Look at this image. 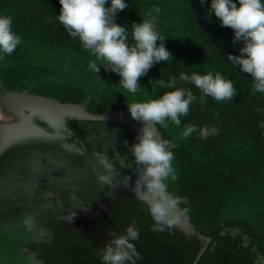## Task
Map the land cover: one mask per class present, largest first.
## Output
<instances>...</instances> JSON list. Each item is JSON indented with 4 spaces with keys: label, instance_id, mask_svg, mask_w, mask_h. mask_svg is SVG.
Instances as JSON below:
<instances>
[{
    "label": "trees",
    "instance_id": "16d2710c",
    "mask_svg": "<svg viewBox=\"0 0 264 264\" xmlns=\"http://www.w3.org/2000/svg\"><path fill=\"white\" fill-rule=\"evenodd\" d=\"M201 1L214 27L238 55L242 44H233L232 30L221 27L211 10V0ZM125 2L128 7L118 12L115 22L127 26L129 44L134 43L132 23L150 19L146 13L152 11L156 17L157 30L165 37V46L173 56L170 61L153 65L140 78V82L150 86L153 97H159L173 90L162 88L159 79L167 82L175 76L177 87L190 88L197 97L190 105L188 115L181 117L179 127L170 120L166 121L167 128L161 125L157 127L164 139L173 142L172 164L177 179L173 181L169 178L167 187L174 196L186 198L187 203L180 204L182 212L209 237V242L200 255L197 238L185 235L173 225H161L163 230H159V237L155 231L143 228L139 240L151 244L158 240L161 245H170V258L185 260L187 263H192L197 258V264H246V248L252 242L264 257L263 242L252 234L247 222L232 220L225 223V226L221 225L224 221L223 212L230 202L250 203L257 199L255 186L259 177L264 175V127L261 126L264 124V93L253 94L254 80L238 72L219 53L196 20L189 0ZM236 2L238 4V0ZM108 3L110 5L111 0ZM156 6L161 9L158 14L154 12ZM60 9L59 0H0V15L12 17L13 32L21 37V43L12 54L0 53L3 55V59H0V84L6 90H27L55 97L62 102L85 103L86 109L93 113L103 112L107 108H128L130 103L119 101L116 92L107 93V87L97 95H90L77 83L28 82L31 75L29 70L32 69L34 75L35 72L34 67L24 61L36 44L43 42L44 45L49 43L51 46L73 45L77 49L84 48L79 38H72L59 23ZM100 71L105 72L102 69ZM181 72L189 75L194 72L202 75L212 72L215 75L219 72L225 79L233 82L237 95L231 101H216L207 96L202 104L199 100L200 90L194 84L179 80ZM188 124L198 128L215 126L218 134L201 139L199 132H194L185 139L181 133ZM135 201L133 199V203ZM139 204L143 209V221L154 219L148 206ZM132 216L137 221V216ZM231 225H240L242 231H230ZM246 233L252 238L246 239ZM80 239L84 240L83 237ZM63 251L62 245L56 246L53 259L57 255L63 257Z\"/></svg>",
    "mask_w": 264,
    "mask_h": 264
},
{
    "label": "clouds",
    "instance_id": "9594fccd",
    "mask_svg": "<svg viewBox=\"0 0 264 264\" xmlns=\"http://www.w3.org/2000/svg\"><path fill=\"white\" fill-rule=\"evenodd\" d=\"M61 5L58 20L72 38H79L84 49L90 51L95 59L89 62V68L99 73L100 65L105 70L117 73L121 79L119 84L129 93L136 94L140 88V78L147 74L151 67L161 61H170L172 53L165 46V37L157 30L156 17L152 11L146 13L150 19L133 22L132 40L129 44L126 25L116 23L119 11L128 7L125 0H59ZM211 10L223 28L234 33L233 44L241 43L238 55H230L229 59L237 64L245 73L251 74L254 85L253 94L264 93V0H211ZM159 6L154 8L160 13ZM13 19L10 15H0V53L12 54L21 37L13 32ZM159 41V44L157 43ZM3 59V55H0ZM97 61L100 63L98 64ZM181 82L194 84L201 92L200 102L211 96L216 101H231L237 90L230 79H225L219 72L207 74L181 72ZM151 83V81H150ZM162 88L173 89L158 98L144 102L128 104L131 117L140 122L135 143L128 146L137 165V180L134 191L138 197L149 204L151 214L156 222L154 230H163L161 225L171 226L176 217L169 213L178 209L186 198L174 196L167 191V181L177 179L172 161L174 153L171 142L158 134L157 125L168 127L171 121L177 127L181 125V117L187 116L189 107L197 99L190 88L177 87V79L172 76L167 82L159 79ZM259 111V109H257ZM218 115V114H217ZM264 127V124L261 125ZM194 132H199L201 139L218 134L215 126L198 128L188 124L182 130V137L187 139ZM98 163L103 172H97L100 185H113L116 173L115 165L109 160L106 152H96ZM114 159L121 167H128L127 155L119 152ZM125 179V186H128ZM76 199L70 196V201ZM87 212L89 208L81 207ZM186 211V210H185ZM76 212H69L66 219L74 223ZM139 238L136 221L126 228L124 234L114 235L111 241L98 252L103 264H136L139 254L133 241Z\"/></svg>",
    "mask_w": 264,
    "mask_h": 264
},
{
    "label": "water",
    "instance_id": "95a60500",
    "mask_svg": "<svg viewBox=\"0 0 264 264\" xmlns=\"http://www.w3.org/2000/svg\"><path fill=\"white\" fill-rule=\"evenodd\" d=\"M189 1L200 27L219 53L238 72L252 78L229 59L237 54L212 24L202 1ZM8 94L12 97L6 101ZM5 96L2 105L16 120L0 126L4 131L0 137V264H45L27 246L31 241H41L45 234L36 217L47 211L53 217L65 218L70 211H81V207L95 212L99 203L110 200L115 189L125 185L127 177H130L127 189L150 209L134 191L137 165L124 143L137 142L142 127L131 117L129 108H107L93 113L86 109L85 103L62 102L27 91L8 92ZM157 131L162 136L158 127ZM98 151L106 152L115 165L111 186H102L97 179V172L104 171L95 156ZM116 152L127 155L128 167H121L114 159ZM167 191L173 195L168 188ZM72 195L76 196L74 201H70ZM178 210L194 232L197 227L187 219L180 205ZM172 225L187 235L191 233L177 219ZM199 243L203 241L199 239ZM203 249L201 246L198 255ZM155 264H185V261H155Z\"/></svg>",
    "mask_w": 264,
    "mask_h": 264
},
{
    "label": "flooded vegetation",
    "instance_id": "af4514ba",
    "mask_svg": "<svg viewBox=\"0 0 264 264\" xmlns=\"http://www.w3.org/2000/svg\"><path fill=\"white\" fill-rule=\"evenodd\" d=\"M114 194L110 200L99 203V208L95 212L82 210L76 212L77 216L74 223L69 222L66 217H53L49 212L43 211L36 217V220L45 234L41 236V241H31L27 246L31 251L37 253V256L43 259L45 264H103L98 252L111 241L114 235L125 233L126 228L135 220L132 214L137 216L139 222L137 225L138 222L135 220L139 230V238L142 236L143 228L155 231L159 237V230H154L155 220L143 221V209L139 207L141 204L125 185L118 186ZM133 199L138 203L136 201L133 203ZM150 222L151 225H149ZM81 237L84 240H81ZM139 238L133 241L139 254L136 264H155V261L158 263L185 261L170 258L172 252L170 245H161L158 240L152 244L150 242L143 243ZM208 242L209 240L204 245V249ZM60 245L64 248L63 257L57 255L53 259L55 248ZM246 252V264H260V253L258 248L254 246V242L250 246L248 245ZM185 264H197V258L192 263L185 261ZM203 264L216 263L206 262Z\"/></svg>",
    "mask_w": 264,
    "mask_h": 264
},
{
    "label": "rangeland",
    "instance_id": "374dc122",
    "mask_svg": "<svg viewBox=\"0 0 264 264\" xmlns=\"http://www.w3.org/2000/svg\"><path fill=\"white\" fill-rule=\"evenodd\" d=\"M73 45H61L54 46L49 43L43 44V42L36 44L29 51V57L25 59V64L32 65L33 70H29L28 82L34 84L36 82H55V83H77L82 85L90 95H97L104 87H107V93L116 92L119 97V101H126L128 103L144 102L153 97L150 92V86L140 82V88L136 94L129 93L126 89H123L119 84L121 77L115 72H108L103 65H100V69L105 72L99 71L96 73L89 68V62L95 59L90 51L77 49ZM82 48V47H81ZM23 62V63H24ZM99 64L100 62L97 61ZM39 71V73L37 72ZM27 91V90H23ZM8 92H20L6 90L2 84H0V104L2 105L3 97ZM29 92V91H27ZM113 109V108H112ZM118 109V108H117ZM7 112V111H6ZM7 117L4 118L5 122H12L16 120V117L7 113ZM40 124L45 125L44 122L39 121ZM53 130L52 128H47ZM178 134V133H177ZM180 135V134H179ZM173 142L171 143V146ZM255 194L257 199L254 202H230L229 206L225 208L223 212V220L221 225L225 226L227 222L236 220V222H247L250 225L252 234L263 242L264 245V175L259 177L258 183L255 186ZM230 231L238 233L242 231L240 225H231ZM190 236L203 241L201 246H204L208 241L206 235L198 228L194 232L190 233ZM246 239H250V234H245ZM260 264H264V257L260 254Z\"/></svg>",
    "mask_w": 264,
    "mask_h": 264
},
{
    "label": "bare ground",
    "instance_id": "6f19581e",
    "mask_svg": "<svg viewBox=\"0 0 264 264\" xmlns=\"http://www.w3.org/2000/svg\"><path fill=\"white\" fill-rule=\"evenodd\" d=\"M11 95L12 94H8L7 96H5L4 100L6 101L11 100L10 99L12 97ZM6 115H7L6 108L4 107V105L0 104V126L7 123L4 121V118L7 117ZM3 134L4 131L0 128V137H2ZM170 214L173 215V217H176V219L186 228V230H188L189 232L193 231L192 226L187 222V220L184 218V216L181 214V212L178 209L171 211Z\"/></svg>",
    "mask_w": 264,
    "mask_h": 264
}]
</instances>
